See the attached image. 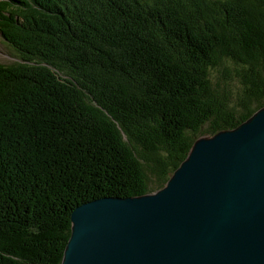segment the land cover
Segmentation results:
<instances>
[{
    "label": "trees",
    "instance_id": "16d2710c",
    "mask_svg": "<svg viewBox=\"0 0 264 264\" xmlns=\"http://www.w3.org/2000/svg\"><path fill=\"white\" fill-rule=\"evenodd\" d=\"M0 36V264H60L77 206L264 106V0H0Z\"/></svg>",
    "mask_w": 264,
    "mask_h": 264
},
{
    "label": "water",
    "instance_id": "95a60500",
    "mask_svg": "<svg viewBox=\"0 0 264 264\" xmlns=\"http://www.w3.org/2000/svg\"><path fill=\"white\" fill-rule=\"evenodd\" d=\"M60 264H264V106L194 141L165 185L77 206Z\"/></svg>",
    "mask_w": 264,
    "mask_h": 264
},
{
    "label": "rangeland",
    "instance_id": "374dc122",
    "mask_svg": "<svg viewBox=\"0 0 264 264\" xmlns=\"http://www.w3.org/2000/svg\"><path fill=\"white\" fill-rule=\"evenodd\" d=\"M18 61L17 54L0 36V64H10Z\"/></svg>",
    "mask_w": 264,
    "mask_h": 264
}]
</instances>
